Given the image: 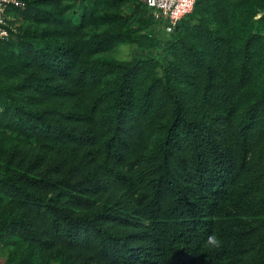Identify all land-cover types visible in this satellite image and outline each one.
Returning <instances> with one entry per match:
<instances>
[{"label":"trees","instance_id":"1","mask_svg":"<svg viewBox=\"0 0 264 264\" xmlns=\"http://www.w3.org/2000/svg\"><path fill=\"white\" fill-rule=\"evenodd\" d=\"M22 1L0 264H264V0H196L167 38L141 0Z\"/></svg>","mask_w":264,"mask_h":264},{"label":"built area","instance_id":"2","mask_svg":"<svg viewBox=\"0 0 264 264\" xmlns=\"http://www.w3.org/2000/svg\"><path fill=\"white\" fill-rule=\"evenodd\" d=\"M151 11L152 16L169 36L181 19L190 14L196 0H141ZM22 0H0V41L13 37L18 29L15 15L9 8L24 6Z\"/></svg>","mask_w":264,"mask_h":264},{"label":"rangeland","instance_id":"3","mask_svg":"<svg viewBox=\"0 0 264 264\" xmlns=\"http://www.w3.org/2000/svg\"><path fill=\"white\" fill-rule=\"evenodd\" d=\"M125 9L130 10V6H127ZM14 21L20 23L21 18L19 16H15ZM164 37L167 38L166 36ZM137 54H138V49L134 45H128V44L118 46L111 53V55L117 59H130L132 57H135ZM7 250L8 249L6 247L3 246L0 247V260L4 259V257L7 254Z\"/></svg>","mask_w":264,"mask_h":264},{"label":"clouds","instance_id":"4","mask_svg":"<svg viewBox=\"0 0 264 264\" xmlns=\"http://www.w3.org/2000/svg\"><path fill=\"white\" fill-rule=\"evenodd\" d=\"M206 244L210 246L211 248L219 249L222 247V241L216 234H210L207 237Z\"/></svg>","mask_w":264,"mask_h":264}]
</instances>
